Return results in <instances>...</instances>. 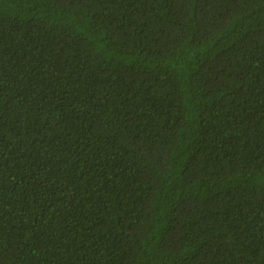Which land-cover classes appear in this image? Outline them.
<instances>
[{
    "label": "trees",
    "instance_id": "obj_1",
    "mask_svg": "<svg viewBox=\"0 0 264 264\" xmlns=\"http://www.w3.org/2000/svg\"><path fill=\"white\" fill-rule=\"evenodd\" d=\"M0 264H264V0H0Z\"/></svg>",
    "mask_w": 264,
    "mask_h": 264
}]
</instances>
